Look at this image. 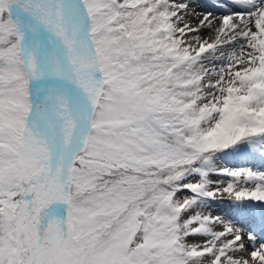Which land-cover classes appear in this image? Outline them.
I'll use <instances>...</instances> for the list:
<instances>
[{"label":"snow or ice","instance_id":"obj_1","mask_svg":"<svg viewBox=\"0 0 264 264\" xmlns=\"http://www.w3.org/2000/svg\"><path fill=\"white\" fill-rule=\"evenodd\" d=\"M0 264H264V0H0Z\"/></svg>","mask_w":264,"mask_h":264}]
</instances>
